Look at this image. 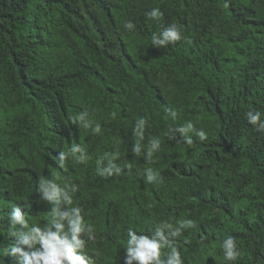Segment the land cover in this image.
<instances>
[{
    "label": "trees",
    "instance_id": "obj_1",
    "mask_svg": "<svg viewBox=\"0 0 264 264\" xmlns=\"http://www.w3.org/2000/svg\"><path fill=\"white\" fill-rule=\"evenodd\" d=\"M172 24L182 39L152 47ZM252 109L264 113V0H0V264H16L4 252L20 231L10 205L44 227L51 205L38 181L54 175L78 187L72 206L94 228L85 250L95 264H124L128 228L150 234L184 219L197 227L176 238L183 264H264V132L247 122ZM84 110L99 134L72 123ZM188 120L208 136L189 133L190 147L167 134ZM77 144L86 161L58 168ZM114 152L122 173L99 176L98 159ZM147 168L161 179L147 183ZM229 235L235 261L223 258Z\"/></svg>",
    "mask_w": 264,
    "mask_h": 264
},
{
    "label": "clouds",
    "instance_id": "obj_2",
    "mask_svg": "<svg viewBox=\"0 0 264 264\" xmlns=\"http://www.w3.org/2000/svg\"><path fill=\"white\" fill-rule=\"evenodd\" d=\"M149 19L158 20L162 13L158 8H153L147 12ZM123 27L128 31L136 28L131 21H125ZM182 39L180 28L169 25L162 28L159 33L152 35V47H165L170 43H175ZM115 113H112L115 118ZM176 112H171V117L176 118ZM264 113L252 109L245 113L247 122L254 126L257 131L264 132ZM72 123L82 125L95 134L101 132V125L96 123L93 126L88 119V111L84 110L70 117ZM146 120L140 118L135 122L133 135L136 144L133 146L135 153H140V141L144 139V129ZM179 133L183 142L189 147L193 144V138L189 133H194L200 141H205L208 136L203 129H197L191 120L184 124L168 130L171 139H175ZM160 149L159 139H152L145 153V160L151 161L153 154ZM71 158L76 163H83L87 159L85 149L79 144L71 146L67 151H61L58 156V168H65V162ZM118 153L105 154L97 161V174L101 177L118 176L123 169L115 161ZM105 161L107 166H105ZM145 181L149 184L156 183L161 179L160 174L152 168L144 170ZM59 175H54L52 179H41L38 181L37 191L42 198L50 203V219L44 227L37 224H29L24 212L16 204H11L9 213L10 224L15 227L20 226V231L14 233L17 236L16 243L5 249L6 255L15 258L16 264H95L92 256L86 252L87 241L95 240L94 228L91 224H86L82 210L73 205V194L78 190L75 184L57 183ZM197 224L192 219H184L177 222L173 227L170 223H163L150 234L137 232L133 228L126 230L127 240L124 264H183L180 250L177 247V237H180L185 229L196 228ZM84 236L87 239L83 238ZM162 249L168 251L162 257ZM223 258L226 261H235L240 252L237 242L233 236H227L221 243Z\"/></svg>",
    "mask_w": 264,
    "mask_h": 264
}]
</instances>
